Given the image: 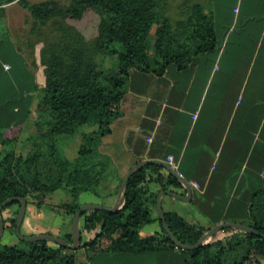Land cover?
I'll list each match as a JSON object with an SVG mask.
<instances>
[{
	"label": "trees",
	"instance_id": "16d2710c",
	"mask_svg": "<svg viewBox=\"0 0 264 264\" xmlns=\"http://www.w3.org/2000/svg\"><path fill=\"white\" fill-rule=\"evenodd\" d=\"M18 3L28 10L37 26L51 24L58 35L40 51V65L45 84L36 109L48 119L46 127L29 135L30 148L26 155L17 157L14 151L17 137L9 133L13 125L25 122L21 104L23 94L11 97L0 104V113L6 116L0 123V204L9 197H24L30 201L31 192H40L34 204L41 206L46 197L64 189L72 198L62 203L73 221L83 204L80 197L85 192L99 195L100 187L113 173L112 157L101 150L104 136L111 132L112 123L121 115V100L127 91L128 80L135 69L162 73L166 66L175 63L186 66L199 54L213 51L217 46V31L213 13L197 0H185L180 6V18L174 23L167 16L169 0H71L63 5L57 0L31 2L30 0H0V20L5 18L7 7ZM89 10L100 17L97 34L87 38L69 19L81 20ZM6 34V35H5ZM7 38L5 39L4 38ZM10 42L4 29L0 47ZM152 50V54L151 51ZM117 55L119 71L104 75L98 70L97 53ZM32 66L39 67L36 57ZM98 124L96 131L83 135L78 155L69 160L62 155L60 140L73 137L82 126ZM11 150L4 153V150ZM51 159L45 166L42 158ZM156 176L147 179V170ZM162 166L149 164L130 178L124 205L116 212L100 209L86 210L81 216L82 232L95 236L84 245L90 254L97 251L100 239H106L108 250L116 253H145L164 248L180 253V264H263L253 262V253L264 257V239L244 231H234L230 237L216 239L195 249L179 248L166 233L142 236L140 230L156 220L152 207H156V192H150L147 183L156 181L163 188L182 185L171 173H161ZM18 204L19 200L8 206ZM5 207V208H6ZM4 208V209H5ZM166 220L175 236L185 244H196L209 230L187 221L176 212H165ZM249 219L241 223L250 225L264 234V183L254 192L248 207ZM6 228L15 232L17 217L4 218ZM72 242V233L63 237ZM18 244L0 242V264H76V251L50 241ZM217 247L216 251L213 248ZM247 247L245 255L238 254ZM238 254V255H234Z\"/></svg>",
	"mask_w": 264,
	"mask_h": 264
},
{
	"label": "crops",
	"instance_id": "0c3cea01",
	"mask_svg": "<svg viewBox=\"0 0 264 264\" xmlns=\"http://www.w3.org/2000/svg\"><path fill=\"white\" fill-rule=\"evenodd\" d=\"M197 1L213 13L216 48L197 55L186 66L171 63L162 73L138 68L131 72L121 100V115L101 145L114 161L113 173L100 187L99 195L94 194L86 203L114 207L123 178L133 165L145 160L168 162L172 154L176 171L192 186V195L188 200L163 195L165 212L185 218L182 208H195L200 218L185 219L209 229L223 222L249 219L254 192L264 183V0ZM9 40L0 47V75L10 71L12 76L0 81V93L4 85L16 83L23 94L22 103H12L7 113L12 114L14 106L16 110L22 107L25 116L27 109L25 126L38 112L45 81L43 84L27 54ZM6 64L11 67L6 69ZM7 113H0V123L5 122ZM98 127L86 124L65 140V158L74 159L83 135ZM72 151L77 152L70 154ZM160 172L169 173L164 167ZM155 176V170H147L148 180ZM147 185L158 195L166 189L184 196L188 193L183 182L168 188L156 181ZM42 208L28 203L22 224L25 233H52L53 223ZM152 209L156 217L152 222H160L157 206ZM159 225L160 230L142 228L140 234H161L163 227ZM71 226L70 219L65 218L56 235L65 237L71 233ZM81 248V258L80 248L74 250L76 264H180L177 249L145 253L100 250L90 254Z\"/></svg>",
	"mask_w": 264,
	"mask_h": 264
},
{
	"label": "rangeland",
	"instance_id": "374dc122",
	"mask_svg": "<svg viewBox=\"0 0 264 264\" xmlns=\"http://www.w3.org/2000/svg\"><path fill=\"white\" fill-rule=\"evenodd\" d=\"M31 2H41L45 0H30ZM61 2L63 5H67L70 3L71 0H57ZM185 0H169V9L167 10V16L170 19L172 23H174L177 19H179L180 16V9L179 6L184 2ZM99 20L100 17L99 15L94 11V10H89L87 14L81 19V20H74V19H69V22L73 25H75L79 30H81L84 35L87 38H92L97 34L98 31V25H99ZM33 23L34 20L31 17V14L29 11L25 10L22 8L18 3L12 4L8 6L7 8V14L5 18L0 20V37L2 38V34L4 29L7 32V36L14 40L19 48H21L28 56L30 62L33 61L34 57H36L37 62L39 63V67L36 68L35 66L34 69L38 73L39 76L42 77L43 79V84L45 81V76L42 72L43 66L40 65V51L41 49L47 45V43L53 41L58 35L57 31L55 28L51 25H45V26H37L36 29L32 30L33 28ZM6 35V34H5ZM5 38V36H4ZM7 39V38H5ZM151 54H152V50ZM96 61L98 65V70L101 71L104 75H115L119 71V58L117 55H108L105 54L103 51L97 53L96 55ZM12 72L10 71H4L1 72L0 75V81L7 77H11ZM13 81V80H12ZM14 85V87H13ZM12 84H7L4 85L3 87V93H0V104H3L6 100H8L11 97H19L21 95V92L19 91L16 83L13 81ZM48 122V119L43 116L40 112H36L34 115V118L27 124V125H19L12 127L9 131L11 135L14 137H17V143L15 144L14 151H16L17 157L19 156H24L28 152L30 148V143L27 141V138L29 135L35 132L36 127L35 124L38 123L39 127L42 129L45 126V124ZM69 139V137H63L60 140V150L62 155L65 156L64 149H63V144L64 141ZM0 148L3 149V147L0 144ZM9 149L6 151L4 150V153H8ZM77 151H72L70 154H76ZM69 154V155H70ZM67 155V156H69ZM42 163L45 166H49L51 164V159L46 155V157L42 158ZM1 173V171H0ZM93 195L90 192H85L81 195L80 201L84 204L88 201H91L93 199ZM41 194L40 192H31L30 194V201L32 204H34L38 199H40ZM69 196V193L64 190V189H59L51 194H49L46 199L45 203H43V211L48 214L47 215V220L51 221L53 223V231L51 234L56 235L55 231L57 232L58 228L63 226L64 219L65 218H71L70 214H67L65 208L62 203H68L72 201V198ZM45 205V206H44ZM20 207L18 204H14L12 206L6 207L3 210V216L7 220V225H10V219L13 217H17L19 213ZM53 213L51 215L50 213ZM185 218L189 219L191 217H196L200 218V213L195 210V208H190V209H184L182 208V213ZM73 221H70L72 223ZM160 222H151L146 224L143 228L144 230H156L160 228L159 225ZM72 227V226H71ZM163 229V228H162ZM160 230V229H159ZM21 232L24 235H30L25 233L24 227L21 228ZM72 233V231H71ZM163 233V231H162ZM234 231H219L212 239H223L225 237H230ZM58 236V235H57ZM66 236V235H65ZM95 235L94 234H89L85 233L81 245H84L89 239L93 238ZM61 237V236H60ZM2 243H13V244H18L20 247H24V242L19 239L17 234L13 233V230L11 229H5L4 235L1 240ZM106 239H100L98 244L96 245L95 251H100L103 249H106L107 244H106ZM51 244L55 247L58 246V244L51 242ZM79 246V247H80ZM80 248L78 250V255L80 256L81 252ZM247 247H244L238 254L245 255ZM217 247L213 248V251H216ZM234 254V255H238ZM81 258V256H80ZM250 259H252L253 262H261L264 264V257H261L257 255L256 253H253L250 256Z\"/></svg>",
	"mask_w": 264,
	"mask_h": 264
},
{
	"label": "water",
	"instance_id": "95a60500",
	"mask_svg": "<svg viewBox=\"0 0 264 264\" xmlns=\"http://www.w3.org/2000/svg\"><path fill=\"white\" fill-rule=\"evenodd\" d=\"M149 164H157L160 165L164 168H166L169 173L174 175L176 178H178L180 181H182L186 187H187V195H180L172 190L166 189L163 190L159 193L156 199V205L157 209L159 212V217L162 221L163 227L168 234V236L172 239V241L182 249H195L198 248L202 245L209 244L213 237L219 232L224 230L225 228H233L236 230L244 231L253 235H257L261 238L264 239V234L259 232L258 230L254 229L250 225L241 223V222H236V221H228V222H223L220 223L208 231H206L200 240L196 244H185L181 242L175 234L172 232L167 220H166V214L163 209L162 205V196L165 194L172 195L173 197L183 199V200H188L191 198L192 195V186L188 181H186L177 171L176 169L168 162L165 161H160V160H145L141 161L131 167V169L127 172L125 177L123 178V181L120 186V193L117 198V201L114 205V207H109L104 204L100 203H84L81 205V207L78 209L76 212L73 222H72V242L67 241L63 237L51 234V233H38V234H33V235H24L21 232L22 224L26 215L27 211V206H28V201L27 198L24 197H9L5 199L1 204H0V242L2 240V237L5 232L6 224L3 216V210L6 206H8L10 203H13L16 200H19L21 202L20 210L17 215V221H16V227H15V232L17 236L19 237L20 240L25 241V242H33V241H50L54 242L60 246L67 247L71 250H77L79 246L81 245L82 238H83V232L81 228V216L86 210L90 209H100V210H106L109 212H116L119 209H121L124 205V202L126 200L127 196V188H128V183L131 178V176L138 170L142 169L144 166L149 165Z\"/></svg>",
	"mask_w": 264,
	"mask_h": 264
},
{
	"label": "built area",
	"instance_id": "2783aa9c",
	"mask_svg": "<svg viewBox=\"0 0 264 264\" xmlns=\"http://www.w3.org/2000/svg\"><path fill=\"white\" fill-rule=\"evenodd\" d=\"M10 67H11V66H10L9 64H6V65H5V68H6V69H9ZM194 117H196V115H195ZM149 140L151 141L152 139L149 138ZM167 161H168V163H170L174 168L176 167V163H175V157H174V155H172V154L168 155V157H167ZM193 185L196 186V187H199V184H198L197 182H193Z\"/></svg>",
	"mask_w": 264,
	"mask_h": 264
}]
</instances>
